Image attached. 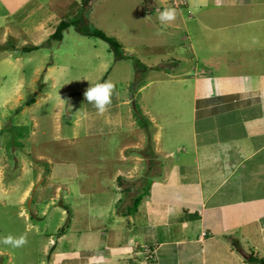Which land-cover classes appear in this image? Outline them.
Instances as JSON below:
<instances>
[{
  "label": "crops",
  "instance_id": "1",
  "mask_svg": "<svg viewBox=\"0 0 264 264\" xmlns=\"http://www.w3.org/2000/svg\"><path fill=\"white\" fill-rule=\"evenodd\" d=\"M149 1L163 4L147 10L146 21H156L164 38L160 49L142 56L148 82L133 95L125 91L133 97L124 99L123 86L133 88L142 73L112 80L124 61L115 60L106 42L73 26L61 42L51 41L62 22L78 21L82 0H0V118L22 115L20 140L30 141L28 120L40 127L39 111L53 104L59 140L70 146L61 118L62 95L76 71L68 41L73 30L87 46L83 77L96 75L115 86L107 112L99 115L88 103L79 122L88 138L83 150L99 139L105 151L117 143L119 156L111 161L107 154H80L83 165L90 163L89 185H71L69 173L57 176L53 169L46 175L35 165L38 178L20 201L30 204L41 224L49 213L29 199L32 189H56L45 208L53 206L59 222L37 229L49 241L47 264H250L251 254L264 259V0H188L191 15L170 0ZM166 8L175 9L176 18L160 25L157 17ZM116 28L103 31L120 41ZM123 47L132 58L138 52L136 45ZM34 142L36 147L23 148V159L36 154L35 160H47L34 153ZM6 149L0 141V156ZM25 165V174L32 173L34 165Z\"/></svg>",
  "mask_w": 264,
  "mask_h": 264
},
{
  "label": "rangeland",
  "instance_id": "2",
  "mask_svg": "<svg viewBox=\"0 0 264 264\" xmlns=\"http://www.w3.org/2000/svg\"><path fill=\"white\" fill-rule=\"evenodd\" d=\"M93 5L92 8L94 12L92 16H86V21L83 23L86 29L100 30L107 34L106 32H111V30L114 31L117 26V36L121 39L118 41L120 43L122 42V45L127 47L133 45L138 46V52L133 54L134 58L123 60L124 62L115 69V72L111 76L112 80L117 79L123 82L128 78H132L131 80H133L136 74L139 75L142 73L141 78L136 80L138 81L137 84L135 85V83H133V88L129 90L126 86H123L124 99H131L133 96L129 94L126 95L125 91L128 90V93L133 95L134 91L148 82L146 81V73L144 72L145 70L148 71V69H146L148 67L147 60L145 61L142 56L148 55L153 48L160 49L157 42L159 40L163 41L164 38L163 31H161V27L157 25L156 21H146L148 18L146 11L155 10L156 8L161 9L160 7L163 6V4L154 5V3L149 0H97ZM141 9L144 10L146 16H139L138 12H140ZM78 20H84L82 15ZM159 24L161 25L162 23L159 22ZM103 26H106L108 29H105ZM103 29L107 31L105 32ZM76 37L75 30H73L70 33V39H68L70 42V67H75L76 71H72V74H70V88L66 89L62 95L64 111L61 122L64 130L68 129L70 133V146H66L65 143L59 140L61 134L53 123V104L39 111L38 115L44 119L40 122V127H36L31 119L28 120L29 129H27V132L30 131L29 142L20 140L18 135L17 122L20 117L22 118V115H18L17 112H12L7 113L6 119L0 118V122L2 123V135L4 136L0 138V141L6 142L7 147L10 148L6 149L0 156V237H6L8 235L14 237L25 236L27 240V243L20 248H13L8 245L0 244V264L48 263L47 256L45 255V248L49 241L45 237H40L37 234V229L42 230V226L47 222H49L48 227L56 228L59 222L60 215L52 213L54 207L50 206L48 209L45 208L46 204L53 202L52 198H56V189L48 187L42 192H34L32 189L30 194L29 199H34L35 205L40 203L39 208L49 213V218H47L44 223L40 224L33 219V211L29 209V203L26 205L20 203L24 191L29 188L32 182L37 180L38 168H42L46 172V175L48 172H50V174L53 173V169H55L57 176L60 172L69 173L71 185H89L93 184V181L90 182L88 179L89 172H87V170L90 168V163L88 162L86 165H83L80 154L86 151L87 155H95L99 159L101 156L103 157L102 154H107L111 161L119 156L120 148L117 147L116 142V145L112 143L109 149L105 151L103 147H101L99 139L95 140V144L88 146L90 150H83L88 138L85 134L84 122H79V120L85 115L88 104L85 99V92L90 85L100 83L103 79H96V75L88 79L83 77L82 67L84 64H82V62H86L83 58L86 55L87 46L76 41ZM105 45L106 49H109V44ZM160 52L161 53L158 54H162L161 50ZM77 54L80 58H78V61H75V55ZM91 61H93L92 63L94 64L96 59L93 58ZM143 63L147 67L143 65ZM119 72L121 73L120 77H118ZM140 115L142 116V113ZM11 121L14 123L15 127H9ZM67 123H70V128ZM128 136L129 135L123 137ZM123 137H121V139ZM23 138L22 136L21 139ZM75 138H79V142L82 143L83 141L84 144H79ZM34 141H38V149L37 151L34 150V153L42 152L47 156V160H35L34 156L36 154H33L32 159H23V155H25L23 148L28 149L36 147ZM49 157L52 162L48 159ZM99 159L92 161L91 164H98ZM24 163L27 168L29 163L34 165L32 173L28 172L25 174L26 169H23ZM35 165H37L38 168ZM41 205L43 207H41ZM24 210L25 212L22 213ZM28 215L30 218H28Z\"/></svg>",
  "mask_w": 264,
  "mask_h": 264
},
{
  "label": "trees",
  "instance_id": "3",
  "mask_svg": "<svg viewBox=\"0 0 264 264\" xmlns=\"http://www.w3.org/2000/svg\"><path fill=\"white\" fill-rule=\"evenodd\" d=\"M96 2V0H82L83 3V9H82V17L83 21L78 20L74 22H62L59 27L57 28L55 34L51 37V41L54 42H61L64 38V33L65 31L70 28V27H75L77 31L87 37L90 38H97L100 39L110 46L111 52L114 54L115 60L116 61H122L125 59H130L132 58L124 49L123 45L114 37L108 36L104 32L100 30H90L86 29L83 25L84 21H86V16H88L89 12L91 11L93 4ZM27 51L30 50H37L35 49H26ZM118 184L121 186L123 185L122 179H118ZM139 204V200L135 201V208H137ZM235 246L238 247L239 243L234 242ZM248 262L250 264H264V259L251 254L250 257L248 258Z\"/></svg>",
  "mask_w": 264,
  "mask_h": 264
},
{
  "label": "clouds",
  "instance_id": "4",
  "mask_svg": "<svg viewBox=\"0 0 264 264\" xmlns=\"http://www.w3.org/2000/svg\"><path fill=\"white\" fill-rule=\"evenodd\" d=\"M176 18V10L173 8H166L159 12L157 19L160 23H169ZM114 84L110 81H104L90 87L85 92V99L88 103L92 104L99 115H103L108 110L111 104V97L114 91ZM61 98V97H60ZM27 243L25 236L14 237L8 235L0 237V244L8 245L13 248H20Z\"/></svg>",
  "mask_w": 264,
  "mask_h": 264
},
{
  "label": "built area",
  "instance_id": "5",
  "mask_svg": "<svg viewBox=\"0 0 264 264\" xmlns=\"http://www.w3.org/2000/svg\"><path fill=\"white\" fill-rule=\"evenodd\" d=\"M170 5L176 9H186L189 15L192 14L188 0H170Z\"/></svg>",
  "mask_w": 264,
  "mask_h": 264
}]
</instances>
